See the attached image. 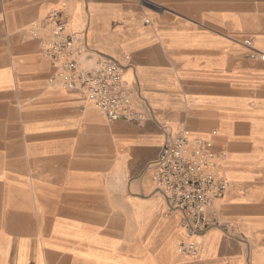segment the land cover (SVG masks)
Wrapping results in <instances>:
<instances>
[{"label": "crops", "instance_id": "crops-1", "mask_svg": "<svg viewBox=\"0 0 264 264\" xmlns=\"http://www.w3.org/2000/svg\"><path fill=\"white\" fill-rule=\"evenodd\" d=\"M65 9L81 61L124 65L144 120H107L27 27ZM43 33V32H42ZM264 0H0V264H264ZM214 137L232 188L197 237L155 183L164 130Z\"/></svg>", "mask_w": 264, "mask_h": 264}, {"label": "built area", "instance_id": "built-area-1", "mask_svg": "<svg viewBox=\"0 0 264 264\" xmlns=\"http://www.w3.org/2000/svg\"><path fill=\"white\" fill-rule=\"evenodd\" d=\"M71 19L65 9L51 12L41 23L27 27L26 32L39 40L42 54L53 72L48 77L52 86L77 92L108 121L130 120L141 123L144 114L133 104V89L124 78V65L111 56L91 64L81 61L80 36L70 28ZM43 32V33H42ZM252 59L264 60V51L242 41ZM163 146L155 169V183L171 213H181V226L188 238L177 244L186 256L198 254L197 237L214 226L228 224L221 220V202L232 188V181L222 168L221 156L214 137L198 136L186 127L176 134L164 130Z\"/></svg>", "mask_w": 264, "mask_h": 264}]
</instances>
